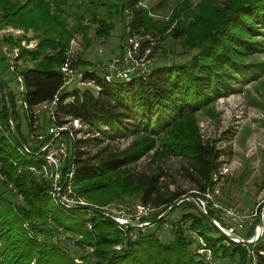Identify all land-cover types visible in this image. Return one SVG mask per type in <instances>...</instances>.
<instances>
[{"label": "trees", "instance_id": "trees-1", "mask_svg": "<svg viewBox=\"0 0 264 264\" xmlns=\"http://www.w3.org/2000/svg\"><path fill=\"white\" fill-rule=\"evenodd\" d=\"M86 2L87 10L92 12L91 23L97 27L96 37L107 36L113 30L111 19L117 14L123 36L129 40L140 38L135 50L140 56L150 48L151 41L163 42L165 38L177 40L181 48L195 53L187 61L136 72L125 80L112 76L107 81L108 74L100 77L87 70L82 82L93 83L96 93L74 89L73 93L60 94L64 84L60 68L66 60L70 34L65 10L68 0H0V30L13 27L32 31L37 39L35 50L19 52V60L32 63L20 69L28 108L57 96L54 125L61 127L79 120L86 126V138H77L81 129L69 132L73 138L72 194L100 209L125 197L136 198L154 210L148 220L182 197L203 198L215 185L213 177L219 176L222 150L201 136L196 113L235 91L240 80L255 79L264 73V61L255 59L264 52V0H200L193 11L189 10L190 3L184 2L166 22L152 19L141 0ZM101 8L105 14L95 16ZM181 13L184 20L179 19ZM72 16L74 30H83L84 15L77 12ZM76 63L87 65L79 57ZM9 96L17 131L27 150L37 153L43 143L35 141L33 148L26 144L10 90ZM0 100V181L11 195L15 194L11 201L0 191V264H75L74 258L53 241L54 229L79 236L75 241L79 248H91L87 258L79 259L82 264H264V233L253 245L228 240L186 200L174 210L189 208L194 213L180 218L181 224L171 229L173 239L168 243L153 234L141 233L142 228L121 226L112 218L88 211V206L72 209L60 204L53 196L52 180L42 174L36 177L28 169L32 165L30 157L38 159L32 166L43 163L41 155L22 153L13 138L1 88ZM23 115L32 131L34 119ZM114 128L130 138L128 145L120 148L115 142L118 134ZM52 137L47 135L45 142ZM143 158L147 162L141 165ZM173 159L178 162L179 177H174L166 165ZM68 169L65 161L60 186ZM177 179L188 186L183 188ZM261 206L257 207L254 226ZM207 212L216 220L211 210ZM165 220L152 226L162 225ZM185 223L190 232L202 238L210 250L211 262L190 249L192 242L182 226ZM254 226L243 238H252ZM209 232L216 236H209Z\"/></svg>", "mask_w": 264, "mask_h": 264}, {"label": "rangeland", "instance_id": "rangeland-1", "mask_svg": "<svg viewBox=\"0 0 264 264\" xmlns=\"http://www.w3.org/2000/svg\"><path fill=\"white\" fill-rule=\"evenodd\" d=\"M199 1L141 0V4L147 7L152 19L166 22L169 20L173 11L184 2H189V10L193 11L199 4ZM79 4H81V8L77 7ZM87 9L86 0H68L67 6L65 7L66 13H68L67 29L70 31L65 54L66 59L70 58L72 60L74 75L70 84L66 85L60 94L67 92L73 93L71 91L74 89L96 93L97 88L93 83L86 81L81 83L78 78L79 74L82 75L87 70L95 71L100 77L107 74L109 76L116 75L118 71H121L128 65L134 66L135 72L137 73L141 71L148 72L157 67L169 66L172 62L187 61L195 53V51L188 52L186 49L181 48L179 41L173 40L172 38H165L163 42L158 41L156 43L155 40L151 41L149 44L150 48L144 51L141 56L136 51L132 56L129 49L132 45L135 46L138 44L140 38L133 37L131 41L129 38L123 36V26L119 15L114 14L112 16L111 23L114 28L107 36L96 37L95 32L97 31V27L91 23V17L89 15L92 12ZM77 12H81L84 15V21L81 24L83 30H74L76 28V22L73 21L72 14ZM94 13L95 16L101 17L105 14V10L101 8ZM182 15L183 13L180 14L179 19L184 20L185 16L182 17ZM10 28L13 29L11 32H5V30ZM168 32L166 31L163 37ZM159 38H162V36ZM30 44L32 46L28 47ZM36 46L37 39H35L32 31L25 32L22 29H15L13 27H6L0 30V77L7 83L13 96H15V86L13 81L10 80L11 74L6 69V61L10 60L9 54L15 49H19V52L21 49L28 51L35 50ZM4 48L6 51L3 52ZM78 57L81 62H87L85 63L87 65L83 63L77 65L76 61ZM255 59L263 62L264 52L258 53ZM28 66H32V63L20 60V65L17 68L20 70L21 67ZM235 86V91L224 94L207 109L198 111L196 113V121L201 136L206 140L212 141L217 148L222 150L220 157V161H222L221 176L219 175L217 181H215V185L208 189L209 194L221 206L233 207L237 217L231 219L220 216L216 210L213 211V209L209 208L207 210L213 212L221 226L243 237L254 226L255 215L258 212L257 207L260 204H264V73L255 79L240 80ZM1 105L0 100V107ZM18 123L22 137L26 144L30 145V148L37 145L36 140L31 136L33 134H47L50 126V121L46 118L44 112L36 119L37 124H33L32 131H29L28 121L20 112ZM80 129L82 132L77 134V138L83 139L88 137L85 135L86 126H82ZM113 131L118 134L115 142L119 144L120 148L128 145L130 138H124L122 132L115 128ZM28 160L29 163L35 165L31 157ZM141 160L139 162L141 165L147 162L146 158ZM64 165L65 163L61 167L60 181L62 179ZM166 165L171 167L170 173L174 177H179L177 173V160H170ZM36 177H39V175H36ZM177 183L183 186V188L188 186L181 179H177ZM216 187L218 191L215 193L214 190ZM0 191L11 201L15 200L13 197L15 194L11 195L1 181ZM67 194L74 199H80L76 198L72 194V191ZM17 197L19 196L17 195ZM80 200L85 201L84 199ZM123 200H116L108 205L110 206L112 214L116 216L119 214L118 217L125 220L126 218L129 219L127 215L132 214L135 206L140 203L136 198L132 197H125ZM85 203L88 205L86 201ZM153 212L150 213L149 217L152 216ZM187 213L194 212L189 208L174 210L166 217L162 225L147 227L145 229L142 228L141 233L153 234L163 243H168L173 239L171 229L177 223L181 224L180 218ZM84 218L88 217L86 216ZM182 226L185 229V236L192 242L190 249L193 251L196 250L198 254L211 262L210 250L206 246L203 248L199 246V238L186 228L188 223ZM62 232L60 229H54L51 234L53 241L62 246L63 250L67 251L74 258L75 264H82V261L79 259H81V256L87 258L86 256L90 253L91 248H79L75 244L79 236H73V234L66 235ZM208 235L216 236L213 232H209ZM84 263L85 261H83ZM214 263L223 264L222 261H215Z\"/></svg>", "mask_w": 264, "mask_h": 264}, {"label": "built area", "instance_id": "built-area-1", "mask_svg": "<svg viewBox=\"0 0 264 264\" xmlns=\"http://www.w3.org/2000/svg\"><path fill=\"white\" fill-rule=\"evenodd\" d=\"M12 30L13 29L10 28L8 30H5V32H11ZM31 46L32 45L30 44L28 47H31ZM136 48H137V44L135 46L132 45L131 48L129 49L132 56H133L134 51L137 50ZM4 49H3V52L6 51V49L5 50ZM9 58H10V60L6 61V69L11 74L10 80L13 81L14 86H15L14 101H15V105H16L17 110L22 114H28V115L32 116V118L34 119L33 123L36 122V119L43 112H44L46 118L49 119V121H50V126H49L47 134H33L31 136L37 142L43 143V145L41 147L44 148V150H43V153L41 154V158L39 159L43 163L40 164L39 166H32L31 165L28 169L32 173H34L35 175L42 174L43 177L52 180V182H53V185H52L53 186V196H54V198H57L60 201V203H64L67 206H88L85 203V201L80 200V199H74V198L68 196L67 193H69L71 191L70 183H69L70 178H71V173L69 175H66V176H68V180H67V183L65 184V186H63V188H61V186L59 185L60 178H61V167H62V164L65 163L66 156H67V140H66V138H64V137L62 138L61 136H59L53 143H50L47 146H44L46 143L45 138L47 135H53L56 133L57 130H63V129H65L69 132L72 129L78 130L82 127L81 123L79 122V120H73V121H68L66 124H64L61 127H56L54 125L55 108H56V103L58 100L57 96H55L54 99L50 102H45V103H42V104L35 106L33 108H28V106L26 105V103L24 102V99H23V94L25 92L23 78H22V75L20 74V70H18V68H17L18 65H20L19 49H15L12 53H10ZM60 70L64 76V84L62 86V88H64V87H66V85L70 84V82L72 81L71 79L73 78V75H74L72 60L70 58H67L65 60V62L62 64ZM142 72H144V71H141V73ZM132 74H136L135 68H134V66L128 65L126 68H123L121 71H118V73L116 75H112V76H114L115 78H118V79L125 80V78L128 79ZM112 76L107 75V76H105V78L107 81H109L112 78ZM78 78L80 79V82L82 83V75L81 74H79ZM0 129H1V124H0ZM23 152L24 151H22V153ZM32 161L37 162L38 159L33 158ZM221 169H222V167H221ZM221 169L219 171L220 176H221V174H220ZM217 177L218 176H216V175L213 177L214 182L217 181ZM217 191H218V188L216 187L214 192L216 193ZM197 202L200 203V205L205 210H207V208L213 209V211L216 210L217 212H219L220 216H224V217L231 218V219H234L237 217V214H235V209L233 207L221 206L220 204H218V202H216L214 199H212V195L209 194V190H206V192L203 194V198H197ZM120 209H121V207H120ZM102 211H104L106 214L113 216L115 218L116 222L118 224H120L121 222H128V221H130V222H144V221L148 220L150 213H152L154 210L148 206H143L141 204H137L134 208L133 213L130 215H127V217L129 219L126 218L125 220L121 217H118L119 214L117 216L112 214L110 211L109 205L104 207V208L102 207ZM256 215H257V213H256ZM221 218H223V217H221ZM216 222L220 225V223L217 220H216ZM143 227H144L143 224L141 226H139V228H143ZM221 227L229 233L236 234V233H233L231 231H228L227 229L224 228V226H221ZM239 227H241V226H239ZM198 240L200 241L199 245L202 248L205 247V244L203 243V241L200 240V238Z\"/></svg>", "mask_w": 264, "mask_h": 264}, {"label": "water", "instance_id": "water-1", "mask_svg": "<svg viewBox=\"0 0 264 264\" xmlns=\"http://www.w3.org/2000/svg\"><path fill=\"white\" fill-rule=\"evenodd\" d=\"M0 88L2 89L3 92V96L5 98V102H6V110H7V115H8V119H9V124L11 126V133L13 138L15 139V141L17 142V144L19 145V147L27 154H29L30 156H38L41 155L43 153L44 148H40L39 151L37 153H33L31 154L27 148L25 147L20 134L17 131L16 128V123L14 122V118H13V111H12V107H11V103H10V96H9V90L8 87L2 82V80L0 79ZM53 137L51 138V140L49 142H46L44 146H47L50 143H53L59 136H64L67 140V156H66V162L68 165V172L67 175H69L71 173V165H72V160H73V138L72 135L69 133V131L63 129V130H57L55 134L52 135ZM68 180V176H66L65 181L63 182V184L61 185V188H63V186H65V184L67 183ZM57 199V198H56ZM58 200V199H57ZM188 201L189 203H191L196 210L199 212V214H201L206 220L209 221V223L215 227V229L225 238H227L228 240H231L233 242H237V243H241L242 245H253L256 243V241L259 240V238L262 236V234L264 233V204H262L260 210H259V214L257 217V221L256 224L254 226V234L252 236V238L250 239H245L239 235L236 234H232L229 233L227 231H225L217 222L214 218H212L207 210L203 209V207L200 205V203L197 202V200L195 198H193L191 195H187L185 197L180 198L177 202H175L174 204H172L167 210H165L163 213H161L160 215H158L155 218L146 220L144 222H121L120 224L122 226H134V227H139L143 224L144 228L146 226H152L162 220H164L170 213L171 211H173L180 203H182L183 201ZM59 201V200H58ZM60 202V201H59ZM61 204V203H60ZM69 208L72 209H79V208H84L83 206H70ZM88 211L100 214L105 217L108 218H112L113 220H115V218L109 214H106L104 211H102V209L94 207V206H89L87 207ZM116 221V220H115Z\"/></svg>", "mask_w": 264, "mask_h": 264}, {"label": "crops", "instance_id": "crops-1", "mask_svg": "<svg viewBox=\"0 0 264 264\" xmlns=\"http://www.w3.org/2000/svg\"><path fill=\"white\" fill-rule=\"evenodd\" d=\"M29 67V66H28ZM37 123L35 122V124L34 125H36ZM42 133V132H41ZM43 134V133H42Z\"/></svg>", "mask_w": 264, "mask_h": 264}]
</instances>
